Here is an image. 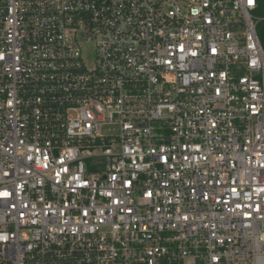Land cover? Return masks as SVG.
<instances>
[{"label":"built area","instance_id":"built-area-1","mask_svg":"<svg viewBox=\"0 0 264 264\" xmlns=\"http://www.w3.org/2000/svg\"><path fill=\"white\" fill-rule=\"evenodd\" d=\"M260 13L0 0V264H264Z\"/></svg>","mask_w":264,"mask_h":264},{"label":"trees","instance_id":"trees-1","mask_svg":"<svg viewBox=\"0 0 264 264\" xmlns=\"http://www.w3.org/2000/svg\"><path fill=\"white\" fill-rule=\"evenodd\" d=\"M262 1L264 4V0H262ZM260 37H261L262 44L264 45V24H263L262 29H260Z\"/></svg>","mask_w":264,"mask_h":264},{"label":"rangeland","instance_id":"rangeland-1","mask_svg":"<svg viewBox=\"0 0 264 264\" xmlns=\"http://www.w3.org/2000/svg\"><path fill=\"white\" fill-rule=\"evenodd\" d=\"M258 16H259V18L264 19L263 13H260ZM91 50H92V46H89V51H91Z\"/></svg>","mask_w":264,"mask_h":264},{"label":"snow or ice","instance_id":"snow-or-ice-1","mask_svg":"<svg viewBox=\"0 0 264 264\" xmlns=\"http://www.w3.org/2000/svg\"><path fill=\"white\" fill-rule=\"evenodd\" d=\"M250 2H251V0H250Z\"/></svg>","mask_w":264,"mask_h":264}]
</instances>
